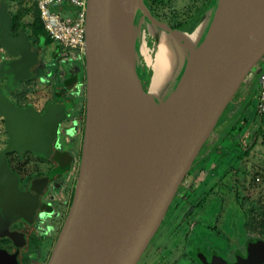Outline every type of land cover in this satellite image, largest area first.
Returning a JSON list of instances; mask_svg holds the SVG:
<instances>
[{
  "label": "water",
  "instance_id": "obj_1",
  "mask_svg": "<svg viewBox=\"0 0 264 264\" xmlns=\"http://www.w3.org/2000/svg\"><path fill=\"white\" fill-rule=\"evenodd\" d=\"M211 4L197 47L158 105L142 89L138 68L131 64L135 17L140 15L169 34L179 30L158 22L146 0H86L84 119L77 178L45 264L138 263L199 150L245 76L264 56V0ZM9 25L7 5L0 2V50L14 58L0 61V79L5 92L13 93L20 82L30 79L39 49H32L23 31L11 35ZM263 76L264 68L253 84L251 78V93L239 111L255 96ZM70 83L72 79L65 82L68 87ZM74 103L55 93L54 102L39 113L32 106H16L0 87L6 135L0 149V238L14 249L9 253L0 248V264H18V249L24 245V235L9 231V226L14 222L30 226L48 179L70 169L71 158L53 150L57 128ZM11 153L65 164L59 172L31 179L21 191L17 175L8 167ZM193 258L199 264H264V241L246 239L230 260L213 256L206 261L201 253Z\"/></svg>",
  "mask_w": 264,
  "mask_h": 264
},
{
  "label": "rangeland",
  "instance_id": "obj_2",
  "mask_svg": "<svg viewBox=\"0 0 264 264\" xmlns=\"http://www.w3.org/2000/svg\"><path fill=\"white\" fill-rule=\"evenodd\" d=\"M2 1L7 5L8 14L24 12L19 14L18 21L23 25L24 32L29 35V23L32 20L30 11L33 7L30 0ZM150 1L153 3V11L158 22L168 27L182 24L185 28L180 31L190 32L207 11L211 0ZM60 13L67 14V11L61 9ZM151 45L147 41L148 48ZM32 48H37L36 44H33ZM55 50L54 43L40 47L36 75L27 81L20 82L13 93H4L8 100L19 107L32 106L37 111H43L44 105L53 100L55 84H59L69 74L75 77V72L68 74L67 68L74 67L78 74L75 77L77 80L73 90L65 95L66 98L77 100L65 125L67 123L72 125L75 115H80V124L76 126L73 123L72 125L78 128L77 132L75 130L74 139L65 138V142L71 148L69 151L73 157V166L63 181L62 191L50 202L52 213L37 225L36 234L34 232L31 234L33 238L30 239L28 248L20 256L22 264L46 263L67 214L77 178L81 122L84 113V60H80L78 64L76 62L63 64L58 58L52 56ZM60 53L62 51L58 54ZM7 58L8 56L0 50V61ZM262 68H264V56L252 70L250 76L254 78L252 84L256 80L259 69ZM137 72L141 87L145 91L148 80L147 69L140 65ZM245 85L244 81L220 118L218 126L214 128L199 150L188 171V174L192 173V176L186 174L187 176L181 181L180 191L175 193L161 225L137 264H151L166 249H170L172 255L165 260L164 264H193L192 249L211 243L212 238L224 239L230 244L241 242L244 236L264 238V230L261 231V224L264 222V122L254 111L255 96L251 97L244 110L239 111V115L233 121L232 118L225 119L231 106H236L239 102H243L244 98L249 97L251 92L243 90ZM0 87H3L1 79ZM5 141L6 135L0 119V149ZM232 142L235 147H231L232 149L222 158V160L228 158L229 166L218 177L207 175L209 170L216 169L213 168L215 166L213 164L218 162L216 158L220 157L223 150H227ZM213 146L215 149L211 151ZM212 162L213 164L205 173L204 166ZM10 164L16 167L23 177L44 173L49 168L47 163L31 155H12ZM188 187V193L184 192L182 195V189L187 190ZM181 195L182 197L176 201L175 198Z\"/></svg>",
  "mask_w": 264,
  "mask_h": 264
},
{
  "label": "bare ground",
  "instance_id": "obj_3",
  "mask_svg": "<svg viewBox=\"0 0 264 264\" xmlns=\"http://www.w3.org/2000/svg\"><path fill=\"white\" fill-rule=\"evenodd\" d=\"M214 4H211L203 14L201 20L191 32L178 31L167 33L147 23L140 15L134 21L135 51L131 64L135 70L143 65L147 69V95L156 103L161 104L166 98L174 83H176L186 61L197 47L209 22ZM147 41L152 45L147 46ZM254 70V69H252ZM252 70L245 78L244 91ZM243 81V82H244ZM242 102L231 106L226 114V120L233 118Z\"/></svg>",
  "mask_w": 264,
  "mask_h": 264
},
{
  "label": "flooded vegetation",
  "instance_id": "obj_4",
  "mask_svg": "<svg viewBox=\"0 0 264 264\" xmlns=\"http://www.w3.org/2000/svg\"><path fill=\"white\" fill-rule=\"evenodd\" d=\"M32 49L34 50V48H32ZM38 57H39V55H38ZM10 59H14V58H11L8 56V58L4 59V60H10ZM35 66H36V68L38 67V61H37ZM35 66L33 68H35ZM33 68L31 69L32 74H31L30 79L32 77H34L33 76ZM67 69H68L67 70L68 74H69V72H71V73L75 72V76H78L76 69L74 67L73 68H67ZM36 73H37V71H36ZM72 76H73L72 74H69V75L65 76L64 80H66ZM60 83H62V81ZM3 84H4V81H3ZM73 87H74V85L71 86L72 89H70V91H68V90L62 91L63 90L62 87H60V88H58V86L54 87L56 90L54 89L55 91L53 92V100L51 101V103L54 102L55 93H60L62 98H66L65 95L71 93V91L73 90ZM1 89H2V92L4 94L5 90L3 89V87ZM9 94H11V93H9ZM75 102H76L75 103V105H76L77 104L76 98H75ZM73 107H74V105H73ZM37 112L41 113L42 111H37ZM79 116H80L79 114L75 115V118H73L72 125H73V123H75L76 126H77V124L78 125L80 124L79 123V119H80ZM68 117H67V119H68ZM82 118L84 119V113H83ZM67 119H65L63 122H61L57 128L56 141H55L56 146H55V149L53 151L57 152L58 155L65 154L66 157L69 156L71 158V164H70V169H71L74 161H73V157L71 156V153L69 151L70 146L65 142V138L74 139L73 137L75 134V130L77 132L78 128H76V126L74 127L68 123L65 125V121ZM81 123H82V128H83V121ZM81 137H82V132L80 134V138ZM76 138L78 139V137H76ZM76 138H75V140H76ZM80 145H81V143H80ZM75 149H76V146H75ZM75 152H76V150H75ZM79 153H80V148L78 151V155H79ZM78 160H79V158H78ZM41 162L47 163L49 165L48 170L44 173H38V174H34V175H31L28 177H23L19 173H16V172H13L12 170H10L11 172H13L14 174L17 175V177H18V188L21 191L26 190L27 184L31 179L45 177V176L49 175L51 173V171L59 172V170L62 168V165L65 164L63 161H61V163L58 164V163L54 162L52 159L41 160ZM70 169L66 173L61 174L59 177L57 174H54L53 176H51L50 179H48L45 187L42 190L41 195L38 197V207H37L36 212H35L33 223L30 226H24L19 222H14L9 226V228H8L9 231L21 233L24 235V245L18 249V253H17L18 264H22L20 256H21L22 252L28 248V246L30 244L29 243L30 239L33 238V236L31 234L33 232L36 234V230L38 229L37 225H39L40 222H43V219H45L48 215H50L52 213V206H51L50 202L55 195L60 194V192L62 191L63 181L66 178L67 174L69 173ZM189 174L192 176V173H189ZM189 174L187 173V175H189ZM178 188L179 189H177V191L178 190L180 191V187H178ZM188 190H189V187L187 188V190L182 189V195L184 194V192L188 193ZM182 195L180 197L179 196L176 197L175 200L177 201L179 198L182 197ZM208 238H211V237H208ZM252 238H254V237L244 236L242 238L241 242L235 243V244H230L224 239L220 240V239L212 238V239H210L211 243H207V244H204L200 247L192 249L191 257H192V260L194 262L193 264H199L193 258V255H195L196 253H201L205 257L206 261H209L210 258L213 256H215L217 258H222L225 260H230L232 254L236 250H240L243 248V242L246 239H252ZM0 248L6 250L9 253L14 251V249L10 246L9 241L5 238H0ZM171 255H172V252L170 249L163 250L159 254V256H157L152 261V263L158 257L163 256V258L161 259L159 264H164L165 260H167L169 257H171Z\"/></svg>",
  "mask_w": 264,
  "mask_h": 264
},
{
  "label": "built area",
  "instance_id": "obj_5",
  "mask_svg": "<svg viewBox=\"0 0 264 264\" xmlns=\"http://www.w3.org/2000/svg\"><path fill=\"white\" fill-rule=\"evenodd\" d=\"M30 2L38 12V18L46 37L56 45V52H58L54 58H58L63 64L80 63L84 52L86 0H30ZM61 9L66 10L67 14L62 15ZM60 51L62 53L58 54ZM250 82L251 80L247 84V89ZM254 111L264 120V76L256 92Z\"/></svg>",
  "mask_w": 264,
  "mask_h": 264
},
{
  "label": "trees",
  "instance_id": "obj_6",
  "mask_svg": "<svg viewBox=\"0 0 264 264\" xmlns=\"http://www.w3.org/2000/svg\"><path fill=\"white\" fill-rule=\"evenodd\" d=\"M147 1V6H148V9L151 13V15L153 17H156L155 15V12L153 11V3L150 1V0H146ZM0 2H4L2 0H0ZM32 9V10H31ZM31 16H32V20L31 22L29 23V35L27 33L24 32V28H23V25L18 21L19 19V16L21 14H23L24 12H18V13H15V14H9L10 16V25H9V30H10V34L11 35H15L18 31H23L25 34H26V37H27V41L30 42L31 46L33 44H36L37 48L39 49L40 47L44 46V45H48L50 42V40L46 37L43 29H42V26L40 24V21H39V18H38V12L36 11V9L34 7H31ZM20 14V15H19ZM170 29H174V30H183L185 27L184 25L182 24H176V25H169ZM187 30V29H186ZM14 32V33H12ZM188 32V31H187ZM56 50L52 53V56L56 57ZM36 66L35 68H33V76L36 75ZM76 77V76H75ZM75 77L72 76L66 80H63L62 83H59V84H55V87L58 86V88L62 87L63 90H68L70 91L71 86L75 84L76 80H75ZM73 80V83H70L69 84V87L67 86V84H65V82L69 81V80ZM75 81V82H74ZM60 94V93H59ZM61 95V94H60ZM228 107V106H227ZM227 107L225 109V111L227 110ZM224 111V112H225ZM223 116V115H222ZM234 119H232L233 121ZM232 121L230 123H232ZM262 121L264 122V120L262 119ZM218 126V124L216 125ZM223 139V138H222ZM235 147V144L234 142L230 143V146L229 148L226 150L227 152H229L232 148ZM215 149V146H213L211 148V151H213ZM12 155H17V154H14V153H11V154H8L7 155V163H8V167L10 170H12L13 172H16L18 173L17 171V168L16 167H12L11 164H10V156ZM24 155H31L29 153H24V154H21L20 156H24ZM19 156V155H18ZM33 156V155H31ZM35 157V156H34ZM36 159L40 160L39 158L35 157ZM222 159V158H221ZM41 161V160H40ZM24 163V162H23ZM263 215H264V212H263ZM262 223V222H261ZM264 230V222L261 224V231ZM256 239H260V240H263L264 241V238H260V237H254ZM252 238V239H254Z\"/></svg>",
  "mask_w": 264,
  "mask_h": 264
},
{
  "label": "crops",
  "instance_id": "obj_7",
  "mask_svg": "<svg viewBox=\"0 0 264 264\" xmlns=\"http://www.w3.org/2000/svg\"><path fill=\"white\" fill-rule=\"evenodd\" d=\"M225 153H227V151L226 150H223V152L221 154L222 156L220 155V157L216 158V159H218V162H216V164H213V162L211 164H206L204 166V168H203V171L205 173H207L208 167H210L213 164V165H215L213 168H216V169L215 170H213V169L212 170H209L207 175L210 174V175L216 176V177H218V175H222V173L225 171L226 167L229 166L227 164L228 158H225L224 160L221 159V158H223V156H226ZM220 163H221V165H220Z\"/></svg>",
  "mask_w": 264,
  "mask_h": 264
}]
</instances>
